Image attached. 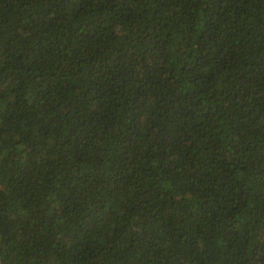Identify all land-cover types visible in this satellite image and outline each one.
I'll return each mask as SVG.
<instances>
[{
  "label": "trees",
  "instance_id": "obj_1",
  "mask_svg": "<svg viewBox=\"0 0 264 264\" xmlns=\"http://www.w3.org/2000/svg\"><path fill=\"white\" fill-rule=\"evenodd\" d=\"M0 264H264V0H0Z\"/></svg>",
  "mask_w": 264,
  "mask_h": 264
}]
</instances>
